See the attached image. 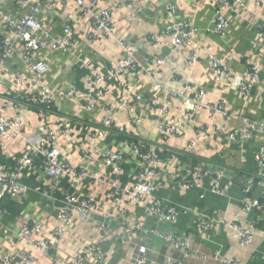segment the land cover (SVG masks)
Listing matches in <instances>:
<instances>
[{
	"label": "built area",
	"instance_id": "built-area-1",
	"mask_svg": "<svg viewBox=\"0 0 264 264\" xmlns=\"http://www.w3.org/2000/svg\"><path fill=\"white\" fill-rule=\"evenodd\" d=\"M0 0V151L6 148L9 140L21 142L23 150L16 158L13 166H0V200L4 198L22 199L27 193V187L22 183V177L27 171L35 168V161L43 159L41 170L43 175L53 182L54 188H59L63 178L76 187H81L86 180L92 184H101L107 187V201L112 212L103 215V221L96 224L97 233L112 231V222L120 214V232L118 237L125 239L133 233L142 230L140 225L132 224L127 219L125 211L119 210L123 201L128 200L134 204H140L158 189L156 184L159 172L162 170V161L155 150L140 135L142 127L146 125L143 112L150 110L162 118L157 131L164 144H170L172 137L184 135L183 117L192 118L194 114L202 111H212L213 120L223 117L231 120L236 117L231 112L227 100L218 101L211 105L206 102L207 95L204 87L195 90V86L188 83L184 88L175 91L164 85V76L169 66H174L175 61L185 63V70L193 69L201 59L202 45L197 42L201 29L190 21L177 19L178 6L168 3L163 16L164 28L161 32L147 31L143 35L126 39L116 37L115 12L117 7L106 3L105 0H15L14 10H7ZM142 0H125L123 8L133 19H139L141 9L138 8ZM198 3L208 2L213 7L212 25L206 32H212L221 38H225L231 27L229 15L238 17H259L260 24L257 31L256 46L264 50V15H256L252 9L264 11V0H197ZM74 6L77 11L86 18L89 29L84 33V39L92 45L99 44L107 38L115 39L123 50V56L117 65L110 71H103L97 66L90 65L86 60L82 61L85 67L90 69L87 80V90L80 92L76 89L67 91L61 88H53L48 83L47 77L51 73V64L45 58L48 53L73 54L75 49L74 35L78 31L80 22L69 21L63 28L62 36L54 34L49 17L61 9ZM82 19V18H81ZM83 20V19H82ZM133 36V35H132ZM147 49L149 59L140 57ZM187 51L186 55L182 52ZM207 58L210 77L217 84H222L228 79L236 80L237 90L241 97L249 100L259 82L262 64L253 57L245 58L246 71L242 77L237 76L232 68L216 54L203 52ZM229 57L228 60H232ZM80 61V60H79ZM70 68L63 72L68 73ZM174 75H178V67L172 69ZM146 79L152 82V91L149 96L144 95L136 88ZM115 82V87L108 84ZM117 90L118 97L113 107L105 103L106 96ZM193 93L190 97L188 94ZM60 97L68 100L76 106L77 110L86 113L96 111L103 114V128L98 133H92L93 143L98 137H104L109 130H114L124 137L122 146L118 149H97L96 155L84 152L82 161L78 166H73L64 160L62 139L71 136V121L64 119L59 125L52 127L47 121L48 115L56 111ZM176 100H180L177 108L179 115L174 116L173 106ZM86 101L85 104H82ZM115 108L125 110L130 118L131 129L121 124L118 112ZM15 110L26 111L28 115L37 113L40 117V126L45 131V137H32L28 133L29 121L23 115H11ZM10 113V115H9ZM13 116V117H12ZM55 116V115H54ZM52 116L51 121L53 118ZM56 119V118H55ZM244 129H234L226 133L230 142L245 143L254 138L255 133H264V123L243 117ZM41 127V128H42ZM218 132H223L222 127L216 125ZM206 134L192 140L188 146V152L194 153L201 141L207 140ZM130 156L137 161L135 183L130 188H124L120 183V175L126 158ZM261 170V176L256 179L264 187V146L255 158ZM100 163V170L94 171V166ZM96 170V169H95ZM218 174L214 179L213 190L219 191L220 179ZM202 177L198 173L190 175L185 180L183 187L201 188ZM250 185L245 189L246 194L251 191ZM45 197L51 199V194ZM99 202L96 197L82 193L66 195L63 206L59 211L60 225L56 227L48 238H38L42 234V225L36 220L26 222L19 232L6 228L5 238L11 248L19 243H26L32 252H23L19 257L14 253L0 255V264H33L37 254L49 256L66 236H72V228L76 216L84 221L92 219L100 214ZM243 209L251 212L253 209L264 219V196L262 200H251L246 197L243 200ZM157 223H173L178 219L179 212L176 207H164L155 203L149 209ZM5 210L0 207V221ZM111 214V215H110ZM260 218L253 223L240 226L235 223L229 227L238 233L240 245L251 247L256 236V228ZM87 222V223H88ZM119 223V222H118ZM215 221L208 217H201L196 224V231L204 235L214 228ZM159 234L157 229L150 231ZM166 240L173 245L176 251H180L185 257L190 247V236L176 234L166 235ZM145 246L139 248L142 259L138 264H146ZM96 259L104 261L105 255L96 245L90 244L84 247L83 252L74 259H56L53 264H82L84 261ZM225 264H242L235 260H224ZM173 264H186L184 260H176Z\"/></svg>",
	"mask_w": 264,
	"mask_h": 264
},
{
	"label": "crops",
	"instance_id": "crops-1",
	"mask_svg": "<svg viewBox=\"0 0 264 264\" xmlns=\"http://www.w3.org/2000/svg\"><path fill=\"white\" fill-rule=\"evenodd\" d=\"M14 1L2 0L1 4L7 10L13 11ZM105 1L117 7L114 15L116 37L121 40L143 35L147 31L161 32L164 28L162 19L165 16L166 5L176 4L177 19L193 22L201 29L197 42L202 45V53L199 63L189 71L185 70L186 65L182 61H175L174 66H169L165 70L164 85L175 91L184 88L188 83L194 85L196 91L204 87L207 92L205 97L207 103L214 105L218 101L227 100L231 112L236 117L231 120L217 117L214 122L213 112L210 110L199 111L191 119L183 117L184 135L172 137L171 143L166 145L157 131L162 118L150 110L143 112L146 125L142 127L140 135L155 150L163 165L156 180L159 187L152 196L140 204L123 201L119 210L125 211L127 219L132 224L138 223L142 230L149 232L148 234L136 232L125 239L117 236L122 222L121 213H115L117 217H115L116 221L112 222L111 232L97 233L94 229L97 223L105 221L106 218L104 219L103 215L113 211L107 201V187L98 183L92 184L91 180H86L81 187H76L64 177L60 187L54 188L53 182L48 180L41 170L43 159L38 158L35 161V168L32 171H26L21 180L28 189L26 195L17 200L10 198L0 200V207L5 210L0 221V255L14 253L21 257L24 251L32 252L26 243H19L17 247L11 248L4 235L6 228L19 232L26 222L36 220L41 223L43 230L38 238H48L60 225L59 211L66 195L82 193L97 198L100 214L90 222L76 216L72 236L62 239L49 256L37 254L33 264H53L56 259H74L83 252L84 247L90 244L96 245L104 253L105 259L102 262L90 259L82 264H138V261L143 258L139 253L141 246L147 249L146 264H173L181 259L186 264H225L224 260H235L242 264H264L263 216L254 209L251 212L243 209V200L246 197L253 201L262 200L264 196V187L255 183L261 176V170L255 158L264 146V133H255L254 138L245 143L230 142L226 137L228 131L245 128L243 117L264 123V50L255 45L260 18L250 15L242 18L236 14H230V31L225 38H221L212 32H206L207 28L213 27V7L208 2L142 0L138 6L142 10L140 17L133 19L122 6L125 0ZM252 10L258 16L260 13L264 15V11L255 8ZM70 20L80 22L78 31L74 35L75 49L73 54L51 52L46 55L45 58L51 64V73L47 80L53 88L85 92L90 69L85 67L82 61L86 60L90 65L97 66L103 71H110L124 53L116 40L112 38L104 39L96 45L85 41L84 33L90 26L86 18L74 6L58 10L50 15L49 24L54 34L60 37L64 26ZM204 49L227 62L239 77H242L246 71V57L260 60L262 71L251 99L245 100L239 95L236 80L233 78L222 84L212 80L207 58L203 53ZM182 54L186 55L187 51H183ZM140 57L149 59L147 49L141 53ZM229 57L233 59L229 61ZM174 67H178V75L172 73ZM65 68H70V71L63 72ZM108 85L115 87L116 83L111 82ZM136 88L149 96L152 91V82L146 79ZM113 91L105 99V103L111 107L115 106L114 102L119 96L117 90ZM188 95L191 97L193 93ZM180 102V100L174 102V116L179 115L177 108ZM85 103L86 101L82 102V104ZM57 106L56 111L48 115L47 121L52 127L58 123L61 125L64 119L71 121V136L62 139L63 157L69 164L78 166L85 151L97 156V149H118L122 146L124 137L114 133L112 129L93 143L92 133H98L105 128L100 110L92 114L79 111L73 103L63 97H60ZM115 109L119 111L120 123L131 129L127 111ZM20 112L30 123L28 133L32 137L44 138L45 131L40 126L39 115L37 113L28 115L26 111L18 110L11 115L15 116ZM52 116L56 119L53 118L51 121ZM216 125L221 126L223 132H218ZM204 134L208 137L207 140L201 141L194 153L188 152L190 142L203 137ZM22 150L21 142L7 141L6 148L0 151V166H13ZM99 167L100 163L96 164L93 167L94 171L100 170ZM136 167L137 161L128 156L119 177L124 188H130L135 183ZM194 173L202 177L201 188H184L185 180ZM218 174L222 177L219 191L215 192L213 185ZM250 185L251 191L246 194L245 189ZM45 193L51 194V199L48 200ZM155 203L162 204L164 207H176L179 212L178 219L173 223H157V220L149 213L150 207ZM201 217H208L215 221L214 228L204 235L196 231L197 221ZM258 217L260 220L253 245L248 248L242 247L238 233L233 231L229 224L246 226ZM154 229H157L159 234L150 232ZM168 234L191 237L187 257L180 251H176L166 240L165 237ZM18 261L17 264H21L20 259Z\"/></svg>",
	"mask_w": 264,
	"mask_h": 264
}]
</instances>
